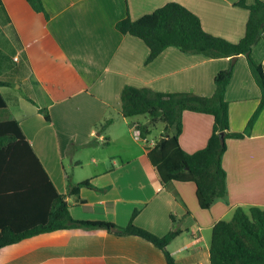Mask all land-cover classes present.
<instances>
[{
	"label": "crops",
	"instance_id": "0c3cea01",
	"mask_svg": "<svg viewBox=\"0 0 264 264\" xmlns=\"http://www.w3.org/2000/svg\"><path fill=\"white\" fill-rule=\"evenodd\" d=\"M1 1L13 28L0 24V77L20 84L19 89L0 87L7 102L5 117L19 122L56 189L67 195L73 217L125 226L137 210L133 222L158 236L181 230L168 246L177 264H211L215 223L231 219L238 206L264 207V109L248 126L260 103V88L245 55L207 58L168 47L147 62L148 46L121 33L116 24L176 1L196 13L207 32L237 42L249 17L248 9L237 5L242 0H42L48 18L27 0ZM252 55L264 67V30ZM230 66V129L245 136L228 139L223 157L228 195L206 210L198 204L193 181L162 185L148 153L163 131L156 137L150 133L147 141L136 139L133 127L149 119L124 117L120 97L127 85L212 95L216 74ZM40 108L48 109L50 121ZM108 118L113 122L100 131L99 124ZM183 122V149L192 153L203 148L212 133L213 116L186 111ZM114 145L121 146L117 153L96 155L101 147ZM71 147L91 149L94 163L90 174L76 182L69 179L64 164ZM87 179L97 189L82 187L79 196L68 193L70 182ZM0 264L168 263L162 249L144 238L70 228L2 247Z\"/></svg>",
	"mask_w": 264,
	"mask_h": 264
},
{
	"label": "trees",
	"instance_id": "16d2710c",
	"mask_svg": "<svg viewBox=\"0 0 264 264\" xmlns=\"http://www.w3.org/2000/svg\"><path fill=\"white\" fill-rule=\"evenodd\" d=\"M37 12L46 11L42 0H27ZM249 11L244 36L237 42L207 32L200 17L185 5L171 1L138 19L124 18L116 28L123 34L141 39L149 48L147 62L154 60L168 47L186 53L202 54L207 58L245 55L250 71L260 88V103L249 120L252 127L264 109V67L252 55V49L264 30V1L237 3ZM0 24L13 28L12 19L0 0ZM233 66L215 76L212 95L193 92L156 91L149 87L127 85L120 97V113L126 117L145 115L150 119L138 128L144 138L160 120L165 133L148 153L149 159L164 186L174 181H193L196 197L202 209H210L219 198L228 195V174L223 165L228 139H241L243 132L230 129L228 86L232 81ZM17 81L0 77V87H15ZM24 97L34 102L29 96ZM7 102L0 93V249L41 233L60 229L84 228L105 230L148 240L162 249L168 264H177L169 250L170 242L180 233L175 229L158 236L133 222L125 226L108 220L76 219L71 213L67 195L60 193L39 157L26 140L19 122L6 116ZM213 116L212 133L206 145L187 152L180 143L184 130V112ZM47 121V108H40ZM113 122L108 118L99 124L100 131ZM224 133V138H221ZM82 187L97 189L91 179L69 183V194L80 195ZM211 264H264V207L238 206L231 219H221L212 229L210 241Z\"/></svg>",
	"mask_w": 264,
	"mask_h": 264
},
{
	"label": "rangeland",
	"instance_id": "374dc122",
	"mask_svg": "<svg viewBox=\"0 0 264 264\" xmlns=\"http://www.w3.org/2000/svg\"><path fill=\"white\" fill-rule=\"evenodd\" d=\"M20 86V84H18V82H16L15 87L18 88ZM19 89V88H18ZM20 90L22 91V86L20 87ZM147 119H150L149 116H145V115H139V116H134L131 117V120H140V121H146ZM105 122V121H103ZM141 124V122L139 123ZM164 123L162 121H158L156 123V125L154 127H152L151 129V134L150 136H160L161 131H163V133H165V129L164 127ZM117 128L119 127V125H116ZM121 149L120 145H114L110 148L104 146L101 147L100 149V153H96V155H98L99 157H103V153H117L119 150ZM91 149H76L71 147L70 152H67L66 155L64 156V164L66 166V171L67 174L69 176V179L73 182L79 181L80 179H83L84 177H86L87 175H89L90 173H88L91 169H93L94 167V163L91 162ZM80 162L79 165H76V162Z\"/></svg>",
	"mask_w": 264,
	"mask_h": 264
},
{
	"label": "built area",
	"instance_id": "2783aa9c",
	"mask_svg": "<svg viewBox=\"0 0 264 264\" xmlns=\"http://www.w3.org/2000/svg\"><path fill=\"white\" fill-rule=\"evenodd\" d=\"M14 59H15V60H18L19 57H18V56H15ZM138 125H139V124L137 123V124H135V126L133 127V131H134V136H135V138L138 139V140H141V141H147V138H144V137L142 136L141 131H140V129L138 128Z\"/></svg>",
	"mask_w": 264,
	"mask_h": 264
},
{
	"label": "water",
	"instance_id": "95a60500",
	"mask_svg": "<svg viewBox=\"0 0 264 264\" xmlns=\"http://www.w3.org/2000/svg\"><path fill=\"white\" fill-rule=\"evenodd\" d=\"M221 138H222V139L224 138V133H221Z\"/></svg>",
	"mask_w": 264,
	"mask_h": 264
}]
</instances>
